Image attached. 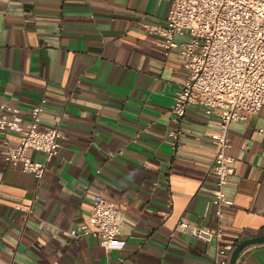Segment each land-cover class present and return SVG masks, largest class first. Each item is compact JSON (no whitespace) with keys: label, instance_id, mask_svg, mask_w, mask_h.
Masks as SVG:
<instances>
[{"label":"crops","instance_id":"1","mask_svg":"<svg viewBox=\"0 0 264 264\" xmlns=\"http://www.w3.org/2000/svg\"><path fill=\"white\" fill-rule=\"evenodd\" d=\"M167 0H0V103L24 117L43 97L42 127L61 131L40 178L4 162L18 135L0 131V264H212L215 243L176 228L180 219L215 228L208 201L218 120L192 105L175 147L170 104L186 75L177 48L166 53L147 25ZM177 39H184L177 36ZM226 152L222 241L264 235V109L233 121ZM26 154L43 161L41 151ZM117 205L123 249L73 237L93 197ZM264 264V242L247 244ZM229 258V257H228ZM228 264V262H227Z\"/></svg>","mask_w":264,"mask_h":264},{"label":"built area","instance_id":"2","mask_svg":"<svg viewBox=\"0 0 264 264\" xmlns=\"http://www.w3.org/2000/svg\"><path fill=\"white\" fill-rule=\"evenodd\" d=\"M167 1L164 21L147 25L165 53L178 49L186 70L169 107L173 127L166 132V141L175 147L179 121L192 105H201L206 114L218 120L212 139L215 151L209 172L214 182L208 201L214 207L215 228L201 227L186 219L178 220L176 228L203 241L213 240L216 255L212 264H227L234 247L222 241L221 227L223 207L232 203L223 190L234 171L233 158L226 152L228 128L231 122L245 120L264 109V0ZM44 102L41 97L26 117L18 106L0 103V131L18 135L15 145L4 140V162L19 163L23 171L37 178L46 161L57 155L61 137L57 126L40 125ZM28 148L41 151L44 160L31 159L26 154ZM69 234L96 238L105 249L120 250L126 243L119 235L117 205L100 194L94 195L86 221L70 229ZM234 264H247L244 250L238 252Z\"/></svg>","mask_w":264,"mask_h":264},{"label":"water","instance_id":"3","mask_svg":"<svg viewBox=\"0 0 264 264\" xmlns=\"http://www.w3.org/2000/svg\"><path fill=\"white\" fill-rule=\"evenodd\" d=\"M258 242H264V235L252 237L236 244L229 254L228 264H234L235 258L242 247H244L247 244L258 243Z\"/></svg>","mask_w":264,"mask_h":264}]
</instances>
